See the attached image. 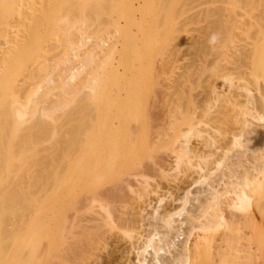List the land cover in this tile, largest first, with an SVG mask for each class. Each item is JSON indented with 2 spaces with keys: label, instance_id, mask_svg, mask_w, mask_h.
Masks as SVG:
<instances>
[{
  "label": "bare ground",
  "instance_id": "obj_1",
  "mask_svg": "<svg viewBox=\"0 0 264 264\" xmlns=\"http://www.w3.org/2000/svg\"><path fill=\"white\" fill-rule=\"evenodd\" d=\"M216 1L210 19L198 24L191 40L170 45L173 52H179L181 42V47L191 46L184 50L190 57L182 54L189 61L181 63L180 50L181 62L174 64L175 50V61L170 58L165 66L173 65L165 70L163 62L155 68L146 56L153 64L146 76L150 86L136 85L133 101L131 91L119 84L125 77L116 67L120 64L116 69L109 62L115 42L99 65L96 54H86L76 71L68 69L67 80H56L55 69H48L54 43L73 42L75 24L64 14L73 0H0V264L263 263L264 235L257 233L249 208L255 201L264 219V0ZM195 3L189 5L191 16L182 18L185 23L199 13L208 17L210 9L202 12L203 2ZM255 4L260 8L254 12ZM121 8L132 16L135 6L123 0ZM129 24L122 41L130 34ZM56 28L63 34L52 43L49 35ZM212 29L219 34L214 41L206 37ZM125 40L127 54L122 41L119 48L127 55V67L136 42ZM164 48L162 55L170 49ZM154 53L150 61L160 57ZM74 56L62 59L64 70ZM98 67L107 69L105 78ZM129 72L131 81L142 76ZM218 152L229 158L224 166L230 172L222 178L226 186H210L193 212H185L186 190L177 210L158 212L156 207L145 212L149 217L143 215L150 205L147 194L154 192L147 176L159 184L170 169L177 175L213 162L221 166L222 159L209 160ZM245 164L254 173L244 168L237 176L235 169ZM124 207H129L127 214ZM145 224L152 229L145 232ZM114 230L115 245L100 261Z\"/></svg>",
  "mask_w": 264,
  "mask_h": 264
},
{
  "label": "rangeland",
  "instance_id": "obj_2",
  "mask_svg": "<svg viewBox=\"0 0 264 264\" xmlns=\"http://www.w3.org/2000/svg\"><path fill=\"white\" fill-rule=\"evenodd\" d=\"M94 1H95V4H94ZM73 0V2H72V7L70 8V10L69 11H66V12H64V14L68 17V19H69V21H70V23H73V24H75V28H74V30L72 31L73 33V35L71 36L72 37V41L73 42H71V43H63L62 45H58L57 44V42L56 43H54L55 41L54 40H56V41H58L57 39H59L58 38V36H59V34L61 35V34H63L60 30H62V29H55V33L54 34H50L49 35V37H50V40H51V42L52 43H54L55 45L54 46H56L57 45V47L55 48H53V50H52V53L50 54V56H49V60H48V64H47V66H48V69H52V70H54L55 71V73H54V78L56 79V80H62V79H68V74H69V72H71V71H76L77 70V66L79 67V65H80V63L78 62V61H80L84 56H86V54H89V52L90 53H93V54H96L95 56H96V58H97V61H95V63L96 64H98L99 65V63H100V61L102 60V59H100V61H99V57L100 58H103V56H105L106 54H104V53H107L106 51H105V49H109L110 48V46L111 45H113V42H115L116 44H114L113 46L114 47H112L113 49H114V51H112L113 49L112 48H110L109 49V51L111 52V53H108V55L109 56H111L109 59H110V63H112L113 65H114V67L117 65V64H120V65H117L116 67L118 68V70L120 71V74H122V76L124 77H121V78H123V79H121L122 81H121V83H119L120 85L122 84V87L124 88V87H126L127 88V90H130L131 91V97H130V99L131 98H133L134 96H135V98H136V94H135V88H136V85H138V84H141V83H143V85H144V83L145 84H147L149 81H148V78H147V81H146V76H150V75H148L149 73H151V66L153 65V64H151V66H150V64H149V62H152V63H154L155 65H154V67L156 66V65H159V63H160V61L161 62H163V64L161 65V63H160V65L161 66H165L169 61H171L170 60V58L173 60V61H175L174 59V57H175V55H177L178 54V59H177V56H176V60H177V63L175 62H173L174 64H177L178 65V62L180 61L179 60V58L181 57V60H182V62L181 63H183V61L185 62V61H189L188 59H185L184 57H186L185 55L186 54H188V53H186V52H188L187 51V49L188 48H186V46L187 47H190L188 50H192V47L191 46H188V45H186L185 46V44H184V48L183 47H181V44H182V42H181V44L179 43V45H177L176 46V48H178V50H179V52H177V50L175 49V47H174V49L176 50V53H175V50H174V52L173 51H171L172 49V47L173 46H175L174 45V42H175V40H176V43H178V41H180V40H185V41H189V40H191V38L193 37V35H195L196 34V32H197V29L200 27L198 24H202V25H205V23H207L208 22V20L210 19V16L211 15H209V14H212L213 13V10L212 9H215V8H213V7H215V6H217L216 5V3L217 4H219L216 0H205V1H203V0H201V3L203 2V8L201 9L202 10V12H203V10L204 9H210V8H212V9H210V10H204L207 14H208V17H207V15L205 14H202V13H199V18H198V15H196V18L195 17H189V20H188V22L187 23H185L184 21H186V20H183L184 18L185 19H188V16H191V15H189V14H191V12L193 11L192 10V6H189V5H191L192 4V2L196 5L197 3H195V1L196 2H198V3H200V0H184V1H182V0H128V2H130V3H132L134 6H135V9H133V11H134V17H133V14H131L132 16H130L129 15V12H127L128 14H126V15H129V19L127 20L126 18H128V16L126 17V15L125 14H123L124 12H123V9L121 8V4H122V2H123V0H102V1H100L99 2V0H98V2H97V0ZM146 1H147V3H146ZM156 1V2H155ZM93 2V3H92ZM99 3V5H97V3ZM158 2V3H157ZM161 2V3H160ZM167 2V3H166ZM169 2H171V4L169 3ZM102 3V4H101ZM105 3V4H104ZM107 3V4H106ZM109 3V4H108ZM139 3V4H138ZM92 4V5H91ZM104 4V5H103ZM167 4V5H166ZM194 4H192L193 6H194ZM221 4V3H220ZM253 4V3H252ZM251 4V5H252ZM87 5H89V6H87ZM94 5H97L98 7H100V8H97V6H94ZM102 5V6H101ZM138 5V6H137ZM158 5H159V7H158ZM164 5H166V6H164ZM250 5V6H251ZM258 5V4H257ZM90 6H91V8H90ZM107 6V7H106ZM108 6H114L115 7V10H106V8L108 9L109 7ZM164 6V7H163ZM168 6H169V8H168ZM171 6V7H170ZM202 6H200V8L202 7ZM249 6V7H250ZM259 6V5H258ZM156 7H158V11L159 12H157L156 10H157V8ZM186 7V8H185ZM191 7V8H190ZM209 7V8H208ZM248 7V8H249ZM252 7V6H251ZM257 6H256V4H255V7L253 8V9H255ZM139 10H138V9ZM161 8V9H160ZM164 8H168V10L167 9H164ZM188 8H190L189 10H188ZM257 8H260V6L259 7H257ZM98 9V10H97ZM143 9V10H142ZM163 9V10H162ZM122 10V11H121ZM182 10H184V12L182 11ZM188 10V11H187ZM192 10V11H191ZM251 11H256V10H258V9H255V10H252V9H250ZM98 11V12H97ZM101 11V12H100ZM104 11H106V12H104ZM142 11V12H141ZM161 11H163V13L161 12ZM165 11H167V12H165ZM191 11V12H190ZM208 11V12H207ZM209 11H211V12H209ZM228 11V10H227ZM226 11V12H227ZM76 12H78V13H76ZM122 12V13H121ZM140 12V13H139ZM163 14H161V13ZM164 12H165V14H164ZM178 12H181V14L180 13H178ZM201 12V11H200ZM230 12V11H229ZM123 14L122 16H121V14ZM130 13H132V12H130ZM143 13V14H142ZM155 13H156V16H155ZM158 13V14H157ZM168 13V14H167ZM183 13H184V15H183ZM189 13V14H188ZM228 13V12H227ZM142 14V15H141ZM161 14V15H160ZM167 14V15H166ZM201 14V15H200ZM125 15V16H124ZM140 15V16H139ZM145 15V16H144ZM202 15H204L203 17H202ZM160 16V17H159ZM163 18H162V17ZM206 16V17H205ZM79 17V18H78ZM134 18V19H138V17H141V18H139L136 22H134L133 20H132V18ZM156 17V18H155ZM159 17V18H158ZM204 17H205V19H204ZM131 18V19H130ZM155 18V19H154ZM157 18H158V20H157ZM161 18V19H160ZM173 18V19H172ZM183 18V19H182ZM201 18V21L199 20ZM124 19H126L127 20V22H126V20H124ZM160 19V20H159ZM165 19V20H164ZM177 19V20H176ZM180 20H183V21H181V24H179V23H177L176 24V22H180ZM193 20V21H192ZM197 20V21H196ZM128 21H130V24H129V22ZM134 23H133V22ZM139 21V22H138ZM156 21V22H155ZM160 21H162V22H160ZM141 22V23H140ZM158 22V23H157ZM182 22H184L185 24H183L182 25ZM129 24L127 27H128V30H127V32H129V30H130V34L128 33V35H127V33H125L124 35V39H123V41L125 40V38H126V40L128 41L129 39V43H131L132 42V40H135L134 42H136V43H133L132 42V44H134V45H131L130 46V48H129V50L130 51H132V48L133 49H135L134 51L136 52V53H133V51H132V53H128L129 54V60H128V65H129V67H128V65H127V67H125L126 66V64H127V60L125 61L124 60V58L127 56L126 54H127V52L125 51V50H127V48H128V46L126 45L127 44V42L125 43V42H123L122 41V39H121V35H122V33L125 31V29H127V28H125L124 26H126L127 24ZM132 23L133 24H135V25H132ZM138 23V24H137ZM161 23V24H160ZM163 23V24H162ZM126 24V25H125ZM157 24H159L160 25V27H159V25H157ZM179 25V26H178ZM185 25V26H184ZM198 25V26H197ZM174 26H175V28H174ZM178 26V27H177ZM181 26V27H180ZM184 26V28H182ZM122 27V28H121ZM154 27V28H153ZM176 27L178 28V30L180 29V28H182L181 30L182 31H178L177 29H176ZM120 28L121 29H123V30H121V33H120ZM195 28V29H194ZM155 29V30H154ZM162 29V30H161ZM151 30V31H150ZM156 30L158 31V32H160V30L162 31V32H160V33H158V32H156ZM214 29H212V30H210L209 32H208V35H206V37L208 38V39H210V40H215V39H217V37H219V34H218V32H217V30H214V31H216L215 33H217V34H215L214 33V31H213ZM52 30H50V32H51ZM123 31V32H122ZM190 31H191V33H190ZM126 32V31H125ZM135 32V33H134ZM152 32H154V33H152ZM163 34V36L160 38V36ZM180 33L182 34V33H187V34H182V35H180ZM189 33V34H188ZM210 33H211V36H210ZM215 35H214V34ZM131 34H132V36H131ZM138 34V35H137ZM149 34H150V37H149ZM160 36H159V35ZM184 35V36H183ZM190 35V38H186V36H189ZM77 36H78V38H77ZM123 36V35H122ZM135 36V37H134ZM137 36V37H136ZM147 36V37H146ZM174 36H182V38L183 39H179V38H177V37H174ZM192 36V37H191ZM217 36V37H216ZM59 37H61V36H59ZM145 37V38H144ZM158 37V38H157ZM210 37V38H209ZM216 37V38H215ZM150 38H152L151 40H150ZM185 38V39H184ZM79 39L81 40V41H79ZM154 39L156 40H158V39H160V41L158 42V41H154ZM172 39H174V40H172ZM187 39V40H186ZM78 40V41H77ZM117 40V41H116ZM125 40V41H126ZM144 40H146V41H144ZM153 40V41H152ZM54 41V42H53ZM120 41H122L121 43L123 44V46L125 45V47H124V50H122V48H119L120 46H122V44L119 46V44H120ZM148 41V42H147ZM143 42V43H142ZM151 42V43H150ZM155 42V43H154ZM184 42V41H183ZM118 43V44H117ZM128 43V44H129ZM141 43V44H140ZM150 43V44H149ZM153 43H154V45H155V47H154V45H153ZM156 43H157V45H156ZM167 43V44H166ZM170 43H172V44H170ZM175 43V44H176ZM184 43H186V42H184ZM135 44H140L139 46L142 48V50H141V48L140 47H138L137 45H135ZM147 45V47H146V45ZM149 44V45H148ZM53 45V44H52ZM110 45V46H109ZM165 45H167V46H165ZM169 45V46H168ZM172 47H171V46ZM136 46H137V49H136ZM159 46V47H158ZM164 46L166 47V48H170V49H166V48H164ZM179 46V47H178ZM103 47H105L104 48V50H102V48ZM107 47V48H106ZM144 47V48H143ZM151 47V48H150ZM153 47V48H152ZM138 48H140V49H138ZM162 48H164V49H166L167 51H166V53L168 52V51H171V52H173L172 54H170L171 52H168L169 53V55H171V56H169V57H167V59L165 58V56L167 55L166 53L164 54L163 53V55L161 54L162 52H165L164 50L162 51L161 49ZM182 48V49H181ZM185 48H186V52L184 51L185 50ZM118 49H120V50H118ZM148 49V50H147ZM156 51V53H154L155 51ZM98 50V51H97ZM126 52V56L124 57V56H122L123 55V52ZM128 50V51H129ZM138 50H139V53H138ZM145 50V51H144ZM159 50H161V53H160V51ZM180 50H182L183 51V53L180 51ZM101 51V52H100ZM108 51V52H109ZM120 51V52H119ZM142 51H144L143 53H141ZM149 51V52H148ZM113 52V53H112ZM152 52L154 53V58L155 57H157V52H159L158 54L160 55V57L158 56L157 58H158V60L161 58L162 60H156V58H155V60L154 61H150V57L149 56H153V54H152ZM180 52H181V56H180ZM192 52V51H191ZM119 53H121L120 55H121V57H120V55H119ZM147 53V54H146ZM150 53V54H149ZM174 53H175V55H174ZM186 53V54H185ZM193 53V52H192ZM75 54V56L73 57V58H75V59H71V61L70 62H68V63H72V64H70V65H68L67 67H66V70H64L63 69V66H66V65H63L64 64V62H62V59L64 58V59H66L67 57H70V58H72V55H74ZM145 54V55H144ZM182 54H185L184 55V57H183V55ZM189 54H191V53H189ZM189 54H188V56H189ZM100 55V56H99ZM137 55H138V57H137ZM144 56V58H143V56ZM165 55V56H164ZM174 55V56H173ZM192 55V54H191ZM131 56V57H130ZM140 56H141V58H142V60L140 59ZM146 56L148 57V59H149V62L147 61L148 59H146ZM161 56H163L164 57V59H166V63H164V59L161 57ZM173 56V57H172ZM180 56V57H179ZM188 56L186 57V58H188ZM120 57V58H119ZM182 57L184 58V60L182 59ZM190 57V56H189ZM192 57V56H191ZM132 58V59H131ZM134 58V59H133ZM153 58V57H152ZM174 58V59H173ZM64 59H63V61H64ZM104 59V58H103ZM125 59H127V57L125 58ZM136 59L139 61H137V64L139 65L140 64V62L141 61H143V62H141V66L139 65V67H136V66H138L137 64H136V66H134L135 65V63H136ZM122 60V61H121ZM135 60V61H134ZM145 60H146V64H145ZM169 60V61H168ZM179 60V61H178ZM123 61H125V62H123ZM155 61H156V63H158V64H156L155 63ZM74 62H75V64H74ZM108 62V63H109ZM120 62V63H119ZM122 62V63H121ZM129 62H132V63H130L129 64ZM172 62V61H171ZM50 63V64H49ZM94 63V64H95ZM74 64V65H73ZM78 64V65H77ZM111 64V65H112ZM170 65H173L172 63H169ZM168 64V66L170 67V65ZM124 65V66H123ZM132 65V66H131ZM148 65H149V67H148ZM159 65V66H160ZM180 65H182V64H180L179 63V66ZM53 66H56L55 68H53ZM120 66L122 67V69L120 68ZM147 66V67H146ZM168 66H165V70H166V68L168 67ZM75 67V68H74ZM115 67V68H116ZM143 69H145V70H143ZM158 67V66H157ZM168 67V69L170 70L171 68H169ZM171 67H174V70L176 69L177 70V68H178V66H177V68L175 67V65L174 66H171ZM69 68H72L71 69V71L70 70H68ZM114 68V69H115ZM116 68V69H117ZM125 68H127V70L125 71L124 69ZM134 68V69H133ZM135 68L136 69H138V70H135ZM146 68L148 69L147 71H146ZM150 68V69H149ZM156 68V67H155ZM155 68H152V69H155ZM63 69V70H62ZM97 69V71H98V73H100L101 75H102V73H103V77L105 78V76L107 75V71H105V70H107V69H104V68H102V67H98V68H96ZM140 69H142V70H140ZM167 69V70H168ZM80 70V69H79ZM100 70V71H99ZM104 70V71H103ZM134 70L136 71V72H134ZM149 70H150V72H149ZM168 70V71H169ZM108 71H110V69H108ZM121 71H123V72H126V73H123V72H121ZM129 71H131L132 72V76H136L137 77V75L139 76H141V77H138V78H140V79H142V81L140 80V81H138L137 82V80H138V78H136V79H134L133 81H131L133 78H131V73L129 72ZM137 71H139V72H137ZM167 71V72H168ZM102 72V73H101ZM104 72H106L105 74H104ZM141 72H143L142 74H141ZM165 72L166 71H164L163 72V74L165 75ZM110 73V72H109ZM129 73V74H128ZM146 73V74H145ZM126 74L128 75V76H126ZM136 74V75H135ZM145 74V76L143 77V75ZM128 78V81H125V80H127V78ZM143 77V78H142ZM126 78V79H125ZM130 78V79H129ZM143 79H144V81H143ZM113 81H111V83H112ZM126 82V83H125ZM133 82V83H132ZM55 83V82H54ZM114 83V82H113ZM131 84V85H130ZM55 85V84H54ZM124 85V86H123ZM127 85V86H126ZM115 86V85H114ZM113 86V87H114ZM147 86H148V88H149V83L147 84ZM130 88V89H129ZM42 89H43V87H42ZM134 98V99H135ZM134 99H131V100H133V101H135ZM51 140L50 141H48V142H46V144L48 145V144H51ZM234 152H233V150H231V151H228L227 152V155L229 156V155H231V154H233ZM222 155V152H218V153H215L214 155H212V157H209V160H219V159H222L223 160V163L221 164V166H216L215 164V162H213V161H211V162H213V163H211V165H209L208 167H206V168H204V169H202V170H200V168H198L197 166H195V168H191V169H189V170H187V171H185V173L184 172H180L179 174H177L176 175V173H178V171L177 172H175V171H171L172 169H170L169 170V172H168V174H169V176H167V177H165V179L163 180V182L164 183H159V184H156V183H158V181H157V179H154L152 176H147L148 177V181L149 182H151L153 185H152V187H153V189H154V192L153 193H149L150 194V196H148V194H147V202H150V205L148 204V205H146V207H145V209H144V211H143V215L145 216V217H149V215H146V213H149L150 211L152 212L153 210L152 209H154V208H156V207H158L157 209V211L158 212H160V211H162L163 210V208L164 207H172V208H174V207H176V208H174V210H177V208H179L180 206H182L181 204H182V199L181 198H183L182 196H184V192H186V190L189 192L188 193V195H185V197H188V198H186L185 200L187 201V202H185L186 203V206H184L185 207V209H186V213L188 212V211H190L191 212V210H192V212L195 210V206L198 204V202H199V200L202 198V197H204L207 193H208V191H209V187L210 186H213V187H216V188H221L222 186H224V184H225V186H226V183H225V181L226 180H224V179H222V178H225V176H224V174L226 175V172H227V174H229V170H227L226 169V167L224 166V164H225V161L227 162V160L230 158V156H229V158H227L228 156L227 155H225V156H227V157H225V156H221ZM221 157V158H220ZM223 157V158H222ZM211 158V159H210ZM218 163V162H217ZM212 164H214V165H212ZM244 168H248V170L250 171V172H252V173H254V170L252 169V167H251V165L250 164H245L244 166H239V167H237L236 169H235V174L237 175V176H241L242 175V171H243V169ZM229 171V172H228ZM238 171V172H237ZM170 174H174V175H176L177 177H172V175H170ZM234 174V175H235ZM224 176V177H223ZM227 176V175H226ZM226 179V178H225ZM233 179H235V176H234V178ZM185 182V183H184ZM187 183V184H186ZM182 185V186H181ZM185 185H186V188H185V190H183L182 188H184L185 187ZM254 186V185H253ZM136 191H138V184H136L134 187H133ZM253 189H254V187H252ZM264 189V188H263ZM162 199L161 201H158L159 199ZM198 197V198H197ZM254 200H255V198H254ZM170 204V205H169ZM180 205V206H179ZM191 209V210H190ZM122 210H123V212L125 213V214H127L128 212H129V207H124V209L122 208ZM146 212V213H145ZM185 212L180 216V217H182L183 219L185 218V216H187L186 214H185ZM153 213V212H152ZM249 213L251 214V215H253V225H254V227H256V231H257V233H260V232H262L263 233V235H264V219H263V217H262V215L259 213V210L255 207V201H253V204H252V207L251 208H249ZM179 217V218H180ZM182 219V220H183ZM144 222H146V220L144 221ZM149 222V220L146 222V223H148ZM176 224H177V222H176ZM146 226H144L145 227V232H148V231H150L151 229H152V226L151 225H149V226H151V228L148 226L147 227V225L148 224H145ZM182 226L183 227H187V223H186V225L184 226V224H182ZM182 227V229H186V228H183ZM146 228H147V230H146ZM150 229V230H149ZM114 233H115V235H114ZM114 233L112 234V238L110 237V238H108L107 239V249H102L103 250V252H101V254H102V257H101V260L100 261H103V260H105V258H106V255H107V253L110 251L109 249H111L114 245H115V243H114V240H115V236H118L117 234H116V230H114ZM182 237V236H181ZM180 237V238H181ZM111 244H110V243ZM110 244V245H109ZM114 244V245H113ZM101 250V251H102ZM105 255V256H104ZM105 257V258H104ZM263 261V260H262ZM99 263V261H97V262H95V264H98ZM262 264H264V261H263V263Z\"/></svg>",
  "mask_w": 264,
  "mask_h": 264
}]
</instances>
